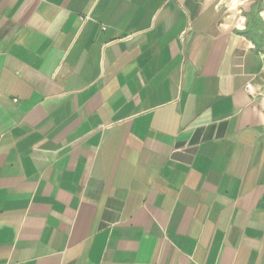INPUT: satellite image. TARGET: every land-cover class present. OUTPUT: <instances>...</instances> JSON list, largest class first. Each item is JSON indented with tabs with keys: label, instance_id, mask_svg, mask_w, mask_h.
I'll return each mask as SVG.
<instances>
[{
	"label": "crops",
	"instance_id": "0c3cea01",
	"mask_svg": "<svg viewBox=\"0 0 264 264\" xmlns=\"http://www.w3.org/2000/svg\"><path fill=\"white\" fill-rule=\"evenodd\" d=\"M0 264H264V0H0Z\"/></svg>",
	"mask_w": 264,
	"mask_h": 264
},
{
	"label": "built area",
	"instance_id": "2783aa9c",
	"mask_svg": "<svg viewBox=\"0 0 264 264\" xmlns=\"http://www.w3.org/2000/svg\"><path fill=\"white\" fill-rule=\"evenodd\" d=\"M247 88L248 90H252L253 86L251 84H248Z\"/></svg>",
	"mask_w": 264,
	"mask_h": 264
}]
</instances>
